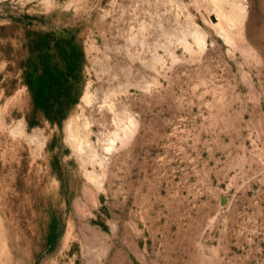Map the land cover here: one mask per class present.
Segmentation results:
<instances>
[{
  "label": "rangeland",
  "instance_id": "rangeland-1",
  "mask_svg": "<svg viewBox=\"0 0 264 264\" xmlns=\"http://www.w3.org/2000/svg\"><path fill=\"white\" fill-rule=\"evenodd\" d=\"M46 54L70 87L49 111ZM222 115L264 151V0H0V264H264V157L237 184L176 167Z\"/></svg>",
  "mask_w": 264,
  "mask_h": 264
},
{
  "label": "crops",
  "instance_id": "crops-1",
  "mask_svg": "<svg viewBox=\"0 0 264 264\" xmlns=\"http://www.w3.org/2000/svg\"><path fill=\"white\" fill-rule=\"evenodd\" d=\"M226 117L230 120V123L228 120L229 124L215 127L214 132L212 131V126L209 131L203 128L204 134L210 135L208 138L202 136L201 123L193 125L192 133L187 135L185 139L186 143L191 144L174 155L176 157V167L182 175L193 174L196 175V179H199L200 175L205 174L208 175L207 180L210 182L214 180L212 175H220L222 177L224 175L223 180L220 177L218 179L222 183H226L225 180L228 175V182L237 184L240 174H258L262 168L258 158L264 157V151L256 148L255 140L251 141V139L242 135L245 129L242 125V119H239L238 124H236L235 119L231 115H222V120L225 121ZM248 127L256 135L258 130L253 125H248ZM240 132L241 135L239 134ZM215 134H217V137ZM165 163L168 168L173 166L170 156ZM205 204L209 203L203 204L208 206ZM247 233L242 232L243 235ZM214 236L215 232L213 234L209 233L208 238L204 242L205 246L210 248V253H216L218 247L221 246L215 239H212ZM174 243L177 242H167V244ZM204 243L202 239L198 242V245H203ZM231 245L232 241L229 240L228 247ZM224 246H227L226 242ZM203 252H205L204 249Z\"/></svg>",
  "mask_w": 264,
  "mask_h": 264
},
{
  "label": "trees",
  "instance_id": "trees-1",
  "mask_svg": "<svg viewBox=\"0 0 264 264\" xmlns=\"http://www.w3.org/2000/svg\"><path fill=\"white\" fill-rule=\"evenodd\" d=\"M74 53V50L73 52ZM35 76L29 78L33 91L34 102L49 111L54 106V99L62 100L70 94L66 73L57 63H51L49 55H44L40 66L34 67Z\"/></svg>",
  "mask_w": 264,
  "mask_h": 264
},
{
  "label": "bare ground",
  "instance_id": "bare-ground-1",
  "mask_svg": "<svg viewBox=\"0 0 264 264\" xmlns=\"http://www.w3.org/2000/svg\"><path fill=\"white\" fill-rule=\"evenodd\" d=\"M202 31L195 27L194 29V35L196 36V38H198L199 40H201L203 38V36L201 35ZM225 35V34H224ZM225 38H227V36L225 35ZM126 118L128 119L129 123L133 122V119L129 115L126 116ZM113 124H115V129L112 131V133L114 134V137H110L108 136L106 139V142L103 144V148L105 149H110L112 147V144L115 142V140L117 139H123L117 131V126L119 125V127H121V123L120 120L118 119H114L113 120ZM19 127V124H17L15 126V128ZM67 133H68V137L74 139L80 138V134L77 132L78 130H76V126L74 124L73 119H70L67 122ZM128 127V126H127ZM125 136H127V134H125ZM83 142H85V145L87 147V151H88V155L91 157L92 160H97L99 158V153L97 151L96 146L91 142V140L89 139H84ZM82 147V146H81ZM101 164H103V160L99 161ZM96 163V162H95ZM89 177L94 178L95 175L94 173H88Z\"/></svg>",
  "mask_w": 264,
  "mask_h": 264
}]
</instances>
